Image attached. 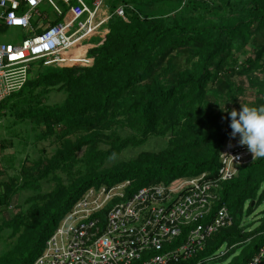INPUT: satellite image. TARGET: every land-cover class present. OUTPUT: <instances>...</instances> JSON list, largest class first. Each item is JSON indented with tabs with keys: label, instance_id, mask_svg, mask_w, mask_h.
Here are the masks:
<instances>
[{
	"label": "trees",
	"instance_id": "trees-1",
	"mask_svg": "<svg viewBox=\"0 0 264 264\" xmlns=\"http://www.w3.org/2000/svg\"><path fill=\"white\" fill-rule=\"evenodd\" d=\"M168 1L180 3L173 17L140 13ZM105 7L111 17L103 42L88 51L91 66L40 63L20 91L0 102V119L13 118L30 129L34 141L48 138L57 144L52 161L31 159L22 150L15 174L8 170L12 161L0 167V264H33L89 188L128 180L130 195L201 173L216 176L231 133L228 113L240 110L244 82L257 98L247 105H264V0H105ZM118 7L122 16L115 15ZM73 53L71 58L80 57ZM55 91L65 95L60 103L51 102ZM153 136L165 138L166 147L105 166ZM7 145L11 141H0L1 153ZM58 171L65 178H51ZM50 180V190L41 192ZM263 184L264 158L239 167L234 178L221 183L211 213L225 205L233 223L213 234L206 250L186 264L228 259L227 264H245L258 252L264 227L253 228L243 216L247 204L249 214L264 198V190L258 194ZM255 241L253 249L234 258L236 248ZM223 246L224 258L207 261Z\"/></svg>",
	"mask_w": 264,
	"mask_h": 264
},
{
	"label": "built area",
	"instance_id": "built-area-1",
	"mask_svg": "<svg viewBox=\"0 0 264 264\" xmlns=\"http://www.w3.org/2000/svg\"><path fill=\"white\" fill-rule=\"evenodd\" d=\"M60 1L65 11L53 0H0V25L27 31L20 43H0V102L24 87L35 61L52 68L92 65L87 54L71 57L109 21L111 15H100L105 0ZM43 2L56 19L38 11ZM115 15H123L122 7ZM255 159L229 134L216 176L201 173L175 187L150 185L130 195L128 180L89 188L33 264H186L206 250L213 234L232 225L227 207L211 213L212 204L219 200L221 183ZM227 252L221 248L207 261L222 259ZM245 264H264V245Z\"/></svg>",
	"mask_w": 264,
	"mask_h": 264
},
{
	"label": "rangeland",
	"instance_id": "rangeland-1",
	"mask_svg": "<svg viewBox=\"0 0 264 264\" xmlns=\"http://www.w3.org/2000/svg\"><path fill=\"white\" fill-rule=\"evenodd\" d=\"M63 11H65L64 5L61 3L60 0H53ZM107 2H110V0H107ZM184 4V3H183ZM181 4V6H183ZM180 3L168 1L163 4H159L156 6H153L149 9H142L140 10V13L143 16H163L166 17H173L176 15V13L180 12ZM38 11L41 14H46L52 19H56L55 14L52 12V9L43 2L39 7ZM100 15L103 13L102 11H105L104 8H102ZM43 26H46V22L42 23ZM106 30V29H105ZM102 31V30H101ZM27 35V31L21 28L16 27H3L0 25V43H10V44H16L20 43L24 36ZM98 42L97 38L89 39L83 41L84 44H96ZM248 48V47H247ZM81 49L75 50V52L80 51ZM85 55V48L80 52V56ZM41 61H35L31 65V69L36 72L38 68H40ZM237 83L240 82L239 78L234 79ZM56 92V91H55ZM52 92L51 94V102L52 103H60L61 100L65 97L62 93H55ZM238 102H242V105H247L249 103H255L257 101L256 94L253 90L244 82V94H241L237 98ZM211 101V100H210ZM28 130L30 129H24L19 124L13 121V118H3L0 119V141L3 139H7V141H11V145H7V149L1 153L0 152V167H3L6 164H9V162L12 161L13 168L8 169L10 170V173L15 174L16 170L19 167V157H22V150L27 151L31 159H37L39 156L43 157L45 161H52L55 157L57 144H53L50 142V140L47 138L41 142L34 141L33 135L28 133ZM9 139V140H8ZM167 141L165 138L162 137H150V139L142 146V147H129L128 149H125L118 157L110 159L107 161L105 166H111L112 163H114L117 160H129L131 158H134L137 156L140 152H159L160 150L164 149L166 147ZM24 145H27V148L24 147ZM24 147V148H23ZM83 155V151H80L77 153V157L81 158ZM12 165V164H11ZM61 176L62 178H65L63 173L61 171L51 173V178L54 176ZM183 182L182 179L177 180L173 182L170 187L178 186ZM53 181H49L48 184H45L40 189L41 192H47L52 187ZM264 190V185L261 186L258 194L260 196V193ZM32 192V191H31ZM23 193V192H22ZM30 192H26V194L21 196L20 202H22L25 199V196L28 195ZM29 196V195H28ZM80 199V198H79ZM78 199V200H79ZM77 200V201H78ZM76 202V201H75ZM74 202V203H75ZM73 206V205H72ZM248 206V204H247ZM244 210V216L243 219L245 222L250 223L254 227H264V198L262 197V200L259 204H256L253 207L252 212L248 214L246 213V208ZM72 207L69 208L67 213L71 210ZM14 212L17 211L16 207L12 208ZM66 213V214H67ZM65 214V215H66ZM1 242V241H0ZM2 246L0 245V254L3 249V243L1 242ZM257 244V242H253L250 247H242L241 245L238 248H234V258L235 257H241L242 255L246 254L249 250L253 249L254 246ZM246 245V244H244ZM226 247H222V249H225ZM221 249H219L220 251ZM233 258V257H232ZM230 259L226 260L224 263L227 264ZM206 264H212V262H208ZM213 264H218L214 263Z\"/></svg>",
	"mask_w": 264,
	"mask_h": 264
},
{
	"label": "clouds",
	"instance_id": "clouds-1",
	"mask_svg": "<svg viewBox=\"0 0 264 264\" xmlns=\"http://www.w3.org/2000/svg\"><path fill=\"white\" fill-rule=\"evenodd\" d=\"M221 109L227 112L224 106ZM228 118L231 139L237 140L239 146L246 147L253 158H264V105H241L240 110H231Z\"/></svg>",
	"mask_w": 264,
	"mask_h": 264
},
{
	"label": "crops",
	"instance_id": "crops-1",
	"mask_svg": "<svg viewBox=\"0 0 264 264\" xmlns=\"http://www.w3.org/2000/svg\"><path fill=\"white\" fill-rule=\"evenodd\" d=\"M104 9H105V11H102L103 14L110 15L109 10H108V7H105L104 6ZM52 20H54V19H52ZM106 32L107 31L105 30L104 27L102 29H100L99 31H97V33L94 36H92L91 38H89V39L97 38L98 42L96 44H90V43L89 44H84V43H82L81 44L82 46H80V48H78V49H81V50L78 51V52H82V50L85 48V54L88 55V51L91 48L96 47V46H98L99 44H101L103 42V40L105 38V35H106ZM89 39H87V40H89ZM72 54H74V53H72Z\"/></svg>",
	"mask_w": 264,
	"mask_h": 264
},
{
	"label": "bare ground",
	"instance_id": "bare-ground-1",
	"mask_svg": "<svg viewBox=\"0 0 264 264\" xmlns=\"http://www.w3.org/2000/svg\"><path fill=\"white\" fill-rule=\"evenodd\" d=\"M192 175V174H191ZM234 250V249H233Z\"/></svg>",
	"mask_w": 264,
	"mask_h": 264
},
{
	"label": "water",
	"instance_id": "water-1",
	"mask_svg": "<svg viewBox=\"0 0 264 264\" xmlns=\"http://www.w3.org/2000/svg\"><path fill=\"white\" fill-rule=\"evenodd\" d=\"M252 205H253V203H252Z\"/></svg>",
	"mask_w": 264,
	"mask_h": 264
}]
</instances>
